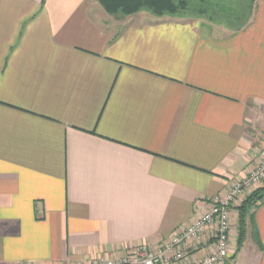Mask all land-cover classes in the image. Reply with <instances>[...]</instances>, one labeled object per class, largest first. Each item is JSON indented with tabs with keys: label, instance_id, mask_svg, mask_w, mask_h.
<instances>
[{
	"label": "crops",
	"instance_id": "1",
	"mask_svg": "<svg viewBox=\"0 0 264 264\" xmlns=\"http://www.w3.org/2000/svg\"><path fill=\"white\" fill-rule=\"evenodd\" d=\"M263 146L264 0L239 26L0 0V264L155 247ZM253 190L230 204L231 264H264V199L236 252L237 207ZM211 234L183 243L188 260L213 250Z\"/></svg>",
	"mask_w": 264,
	"mask_h": 264
},
{
	"label": "built area",
	"instance_id": "2",
	"mask_svg": "<svg viewBox=\"0 0 264 264\" xmlns=\"http://www.w3.org/2000/svg\"><path fill=\"white\" fill-rule=\"evenodd\" d=\"M263 183L264 146L247 175L233 184L224 195L210 198L208 207L202 213L191 223L175 229L161 244L155 247L141 244L117 256H96L87 264H224L228 261L230 204L238 201L245 189L255 190ZM208 227H212L213 250L200 259L188 260L183 243L195 239Z\"/></svg>",
	"mask_w": 264,
	"mask_h": 264
},
{
	"label": "trees",
	"instance_id": "3",
	"mask_svg": "<svg viewBox=\"0 0 264 264\" xmlns=\"http://www.w3.org/2000/svg\"><path fill=\"white\" fill-rule=\"evenodd\" d=\"M104 10L109 14L121 13L129 15L140 10H148L155 15H193L207 16L206 5L203 0H199L197 6L191 3L192 0H97ZM253 1V0H252ZM189 10H195L194 14H189ZM210 18V17H209ZM238 17H236L237 19ZM264 199V186L258 187L245 196L241 204L237 207L238 227L236 252L241 248L246 238V221L252 216V209Z\"/></svg>",
	"mask_w": 264,
	"mask_h": 264
},
{
	"label": "rangeland",
	"instance_id": "4",
	"mask_svg": "<svg viewBox=\"0 0 264 264\" xmlns=\"http://www.w3.org/2000/svg\"><path fill=\"white\" fill-rule=\"evenodd\" d=\"M206 5V15L214 20L226 19L233 26L243 24L252 7V0H203ZM199 0H192L191 3L197 6ZM195 10H189V14H194ZM236 17H238L236 19Z\"/></svg>",
	"mask_w": 264,
	"mask_h": 264
},
{
	"label": "water",
	"instance_id": "5",
	"mask_svg": "<svg viewBox=\"0 0 264 264\" xmlns=\"http://www.w3.org/2000/svg\"><path fill=\"white\" fill-rule=\"evenodd\" d=\"M224 264H231V262H230V261H227V262H225Z\"/></svg>",
	"mask_w": 264,
	"mask_h": 264
}]
</instances>
